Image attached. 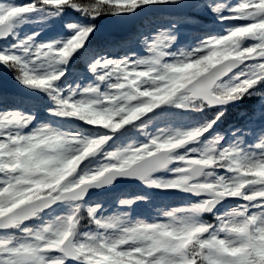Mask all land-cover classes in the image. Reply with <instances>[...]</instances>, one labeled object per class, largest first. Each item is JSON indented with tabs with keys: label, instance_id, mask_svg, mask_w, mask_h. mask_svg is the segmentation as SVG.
I'll list each match as a JSON object with an SVG mask.
<instances>
[{
	"label": "snow or ice",
	"instance_id": "1",
	"mask_svg": "<svg viewBox=\"0 0 264 264\" xmlns=\"http://www.w3.org/2000/svg\"><path fill=\"white\" fill-rule=\"evenodd\" d=\"M0 264H264V0H0Z\"/></svg>",
	"mask_w": 264,
	"mask_h": 264
},
{
	"label": "rangeland",
	"instance_id": "2",
	"mask_svg": "<svg viewBox=\"0 0 264 264\" xmlns=\"http://www.w3.org/2000/svg\"><path fill=\"white\" fill-rule=\"evenodd\" d=\"M18 3H26L28 2V0H18L17 1ZM233 2H235V0H233ZM71 13V10L69 11ZM79 14H76V13H71L70 15V19H76L78 17ZM141 19H137V22L133 25V27L131 28L130 32H129V35H127L125 38L127 37H132V35L136 32V30L139 28L140 24H141ZM206 22V21H205ZM143 23L147 24L148 23V18H143ZM35 29L32 27V26H27L25 28V31L27 32H32L34 31ZM105 40H110V41H113L115 39H112V38H107ZM9 80H11L9 78ZM10 90L11 91H16L14 88L10 87ZM142 188L140 185L138 186H135L133 188H129V189H125V190H122V192L128 194V195H136V194H139L141 192ZM110 196H106L105 199L108 201V202H111V199L112 198H109ZM159 199V198H158ZM179 202L178 201H173V204H178ZM143 211V206H139L137 208V212L134 213L133 215L136 216V215H139L141 212Z\"/></svg>",
	"mask_w": 264,
	"mask_h": 264
},
{
	"label": "water",
	"instance_id": "3",
	"mask_svg": "<svg viewBox=\"0 0 264 264\" xmlns=\"http://www.w3.org/2000/svg\"><path fill=\"white\" fill-rule=\"evenodd\" d=\"M101 24H102V27H101V32L104 31L105 34L107 33H114L117 31V29H110L112 32H105V30H107V28H111L115 25V19L114 18H109V19H101ZM12 88H14L15 90L16 89V86L15 85H12L11 86ZM130 184H133V183H125V184H122L120 186V188H123L127 185H130Z\"/></svg>",
	"mask_w": 264,
	"mask_h": 264
},
{
	"label": "trees",
	"instance_id": "4",
	"mask_svg": "<svg viewBox=\"0 0 264 264\" xmlns=\"http://www.w3.org/2000/svg\"><path fill=\"white\" fill-rule=\"evenodd\" d=\"M235 113H233V117H234Z\"/></svg>",
	"mask_w": 264,
	"mask_h": 264
}]
</instances>
